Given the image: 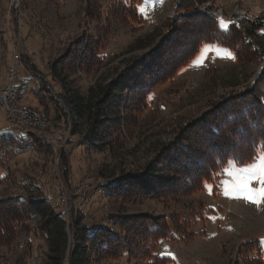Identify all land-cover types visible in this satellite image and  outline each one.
<instances>
[{
	"label": "rangeland",
	"instance_id": "rangeland-1",
	"mask_svg": "<svg viewBox=\"0 0 264 264\" xmlns=\"http://www.w3.org/2000/svg\"><path fill=\"white\" fill-rule=\"evenodd\" d=\"M134 6L139 17L134 15ZM10 8L8 0H0V86L13 56ZM196 11L219 25L221 20L228 23V28L233 26L245 36L249 19L264 21V0H208L202 4L195 0H21L17 21L23 23L26 36L22 57L31 71H26V78L21 76L28 91L19 102L41 113L46 124H29L32 131L14 130L6 117L13 113L0 111V199L33 202L47 198L64 213L69 235L64 264H69L77 244V228L126 234L124 245L97 255L93 264H264V203L253 204L238 193L225 195L221 181L228 177L224 169L235 171L246 165L227 160L225 153L227 162L215 167L202 189L181 195L165 191L125 198L112 193L118 177L155 163L178 130L207 116L229 96L255 88L264 105V30L258 37H247L252 46L261 48L260 61L240 64L230 50L204 44L183 66L169 67L160 74L146 92L145 101L137 106L140 109L128 114L123 149H90L79 143L80 134L71 135L74 116L67 101L69 90L86 96L95 83L116 80L139 60L173 58L167 37L174 27L178 36L188 35L191 21L184 23L181 16ZM59 37L67 41L63 48H58ZM76 45L83 53L95 47L99 60L92 52L85 70L79 61L73 70L59 69L60 77L55 76L52 66ZM206 46V58L196 62ZM176 62L180 63V57ZM18 72L22 73V68ZM40 91L46 97L39 104L34 94ZM121 112L124 118L127 111ZM37 144L44 147L38 150ZM260 155L264 151H259L257 158ZM61 182L69 211L67 198H60L54 190ZM252 187L260 185L253 183ZM136 216L158 219L166 232L151 233L139 227L124 228L125 232L119 218ZM36 225L31 221L29 232L10 245H0V264H45L48 248L35 233Z\"/></svg>",
	"mask_w": 264,
	"mask_h": 264
},
{
	"label": "trees",
	"instance_id": "trees-1",
	"mask_svg": "<svg viewBox=\"0 0 264 264\" xmlns=\"http://www.w3.org/2000/svg\"><path fill=\"white\" fill-rule=\"evenodd\" d=\"M207 1L195 0V3ZM133 11L136 17L140 16L135 6ZM181 19L184 23L191 21V27L187 28L189 33L186 36H178L176 27L168 35L166 41L173 47V58L139 60L125 68L116 80L104 85L95 83L86 96L74 90L68 91L67 101L74 116L71 135L80 134L81 145L90 149L108 148L110 152L118 146L121 149L130 111H137V106L160 74L169 67L183 66L204 44H215L230 50L240 64L263 59L261 48L252 46L248 39L258 37V32L264 30V21L247 19L246 35L243 36L233 26L222 29L216 20L202 12H191L181 16ZM91 50L83 53L82 48L76 45L52 66L54 75L60 77L59 69L73 70L79 61L85 70V66L91 63V53L97 51L95 47ZM92 57L97 59V52ZM179 57L180 63L175 64ZM168 60L172 63L167 64ZM34 95L39 104L46 97L43 91ZM122 109L127 111L124 118ZM223 113L224 116H220ZM220 117L226 122L223 126L219 124L222 122ZM178 131L175 140L161 150L164 154L155 160L157 165H162L160 168L151 163L141 171L118 177L112 185V193L123 198L151 196L165 191L181 195L202 189L213 176L215 167L229 158L239 164L252 162L259 151H264V105L261 95L255 88L231 95L214 106L207 116ZM40 147H44L43 144H37L38 150ZM119 219L123 230L139 227L151 233L157 230L166 232L156 218L136 216ZM31 221L37 222L35 233L47 244L45 264H64L69 244L67 221L64 213L58 212L47 198L33 202L0 199V245H10L19 235L29 232ZM125 237L126 234L123 237L105 228L92 232L77 228V244L70 254L69 264H93L97 255L109 254L118 245H124Z\"/></svg>",
	"mask_w": 264,
	"mask_h": 264
},
{
	"label": "built area",
	"instance_id": "built-area-1",
	"mask_svg": "<svg viewBox=\"0 0 264 264\" xmlns=\"http://www.w3.org/2000/svg\"><path fill=\"white\" fill-rule=\"evenodd\" d=\"M8 7H12L13 9V18H12V32L15 33V42H17V53H16V64L15 68L12 71H6V79L3 85L0 86V111L2 112V105L5 104H12V108H17V112H22L23 115H27L28 120L32 121H39L43 124H46V121L43 120V115L39 113L36 109L21 104L20 98L22 95H14L12 94V87L19 81H23V78H26V71H31L29 66L25 65V62L22 57V47L24 45L26 36L23 32V23L17 21V0H8ZM222 16H224L222 14ZM232 19L229 18V22ZM32 26V23L31 25ZM41 32V30H37ZM58 42V48H63L67 45V41L65 38L59 37L56 38ZM18 68H22V73L18 72ZM22 76V77H21ZM7 123L11 128L14 130L19 129L18 127V120H14L13 116H7ZM68 137H66L65 141L63 142L64 146L67 144ZM55 191H59L60 198H67V208L68 207V195L66 192V188L62 182L60 183L59 189H54ZM58 197V195H57Z\"/></svg>",
	"mask_w": 264,
	"mask_h": 264
},
{
	"label": "snow or ice",
	"instance_id": "snow-or-ice-1",
	"mask_svg": "<svg viewBox=\"0 0 264 264\" xmlns=\"http://www.w3.org/2000/svg\"><path fill=\"white\" fill-rule=\"evenodd\" d=\"M220 26L224 29L228 28V23L220 21ZM209 48L206 46L200 53L196 62H202L206 58ZM229 58L231 54L228 53ZM224 174L228 177L221 181L224 186L225 195L229 192L242 194L243 198L253 204L259 205L264 203V155H260L254 159L252 163L236 169L235 171L229 168L224 169ZM253 183H259V188L252 187Z\"/></svg>",
	"mask_w": 264,
	"mask_h": 264
},
{
	"label": "bare ground",
	"instance_id": "bare-ground-1",
	"mask_svg": "<svg viewBox=\"0 0 264 264\" xmlns=\"http://www.w3.org/2000/svg\"><path fill=\"white\" fill-rule=\"evenodd\" d=\"M20 4H21V0H17V15H18V11H19ZM9 16H10V18L13 16V9H12V7L9 10ZM9 35H11V40H12V32L9 33ZM12 42H13V45H14V47H13L12 63L9 65L7 71H12L15 68V64H16L17 42H15V35L13 36V41ZM27 90H28L27 84L19 81V82H17L15 84L14 87H12V94H14V95H21L22 93H25ZM2 109H7L10 113H13L12 116H13V119L14 120H17L16 114L19 116L18 117L19 118L18 119V127L19 128L26 129V130H31L32 131L30 125L41 123L39 121L28 120L27 115H23L22 112H17V108H12V104L2 105ZM43 120H44V117H43ZM70 125H71V123H70Z\"/></svg>",
	"mask_w": 264,
	"mask_h": 264
}]
</instances>
